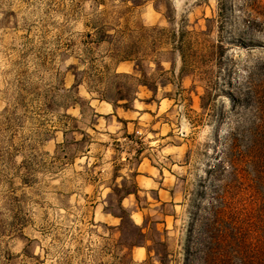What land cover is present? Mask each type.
Segmentation results:
<instances>
[{"label":"rangeland","instance_id":"obj_1","mask_svg":"<svg viewBox=\"0 0 264 264\" xmlns=\"http://www.w3.org/2000/svg\"><path fill=\"white\" fill-rule=\"evenodd\" d=\"M216 10L0 0V264H198L208 170L242 107L237 82L207 102L178 45Z\"/></svg>","mask_w":264,"mask_h":264},{"label":"trees","instance_id":"obj_2","mask_svg":"<svg viewBox=\"0 0 264 264\" xmlns=\"http://www.w3.org/2000/svg\"><path fill=\"white\" fill-rule=\"evenodd\" d=\"M207 23L194 37L180 32L183 70L199 72L207 102L221 83L237 82L238 95L229 97L242 108L230 143L217 153L224 159L208 170L215 191L192 254L198 264H264V0H217ZM232 47L239 53L228 56ZM217 177L223 185L215 186Z\"/></svg>","mask_w":264,"mask_h":264},{"label":"crops","instance_id":"obj_3","mask_svg":"<svg viewBox=\"0 0 264 264\" xmlns=\"http://www.w3.org/2000/svg\"><path fill=\"white\" fill-rule=\"evenodd\" d=\"M161 192H164V193H166V191H164V190H161Z\"/></svg>","mask_w":264,"mask_h":264}]
</instances>
